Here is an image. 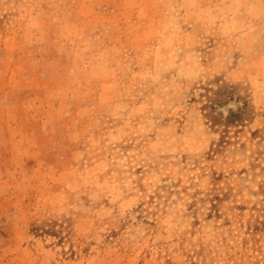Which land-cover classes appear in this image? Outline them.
I'll use <instances>...</instances> for the list:
<instances>
[{
    "label": "rangeland",
    "instance_id": "374dc122",
    "mask_svg": "<svg viewBox=\"0 0 264 264\" xmlns=\"http://www.w3.org/2000/svg\"><path fill=\"white\" fill-rule=\"evenodd\" d=\"M0 264H264V0H0Z\"/></svg>",
    "mask_w": 264,
    "mask_h": 264
},
{
    "label": "trees",
    "instance_id": "16d2710c",
    "mask_svg": "<svg viewBox=\"0 0 264 264\" xmlns=\"http://www.w3.org/2000/svg\"><path fill=\"white\" fill-rule=\"evenodd\" d=\"M217 86V89H208V91L212 92V95L207 96L205 101H201V110L207 124L211 128L221 127L223 129L222 141H224L231 127L239 128L246 126L247 122L255 117L256 111L252 102L239 93L242 89L239 83H229L222 80L221 85L217 84ZM234 97L240 98L242 106L238 110H230L227 115H224L223 112L219 111V108L225 106Z\"/></svg>",
    "mask_w": 264,
    "mask_h": 264
}]
</instances>
